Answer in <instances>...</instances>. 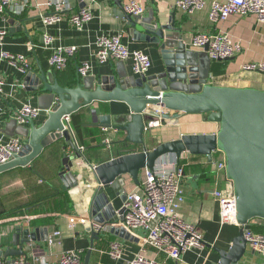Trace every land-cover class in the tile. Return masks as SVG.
Listing matches in <instances>:
<instances>
[{
    "label": "crops",
    "instance_id": "obj_1",
    "mask_svg": "<svg viewBox=\"0 0 264 264\" xmlns=\"http://www.w3.org/2000/svg\"><path fill=\"white\" fill-rule=\"evenodd\" d=\"M129 1L65 0L63 8L58 11L56 3L49 4L48 0H14L19 12L8 10L0 13V29L7 31L0 39V74L4 79L3 95L0 97V143H6L17 136L26 141L20 132L23 127L29 128V121L19 123L15 118V112L23 105L28 104L40 110L34 118L37 125H42L47 119V108L52 104V98L39 89L43 74L49 82L58 80L63 86L75 87L79 66L89 61L92 71L88 76L79 74L81 78L116 74L125 67L130 74L139 75L133 70L131 60L98 61L97 39L100 35L123 33L122 41L131 51H143L151 58L152 65L146 72L148 75L164 70L160 44L147 39L148 36L162 40L171 37L170 41L174 43L182 39L187 48L198 53L207 52L192 47L191 40L195 33L209 32L215 28L210 19L213 0H205V6L192 14L175 7L176 0H142L145 6L142 16L126 12L125 4ZM82 6H89L93 17L78 28L72 24L70 16ZM54 13L61 14L62 19L45 25L43 16ZM173 14L176 30L162 29L160 25L171 24ZM149 25L155 27L156 31L148 30ZM221 27L241 43L242 50L227 60L214 59L208 54L210 70L207 83L264 90L263 72L241 68L246 62H264V24L251 15H232ZM45 33L53 37V45L77 47L75 56L69 59L64 69L59 70L51 65V49L43 41ZM30 42L33 43L32 48ZM3 52L24 55L28 68L22 71L19 66L2 58ZM94 109L100 114L113 116L129 113V107L123 102H95L84 106L69 116L76 140L84 147L81 156H75L70 146L64 149L66 142L61 139L55 141L59 142L57 146L61 151L56 157L52 151L54 147H46L40 158L31 164L17 166L8 170V173L5 171V174H0V258L24 257L37 259V264H55L63 252L81 250L83 264L89 251V264H128L137 253L143 251L159 264H219V250L229 249L232 239L241 229L239 225L221 222L219 202L214 196L215 189L225 188L228 191L229 188L227 176L216 171V162L223 155L214 153L212 160L206 155L189 152L183 153L180 158L170 156L169 159L177 162L184 170L182 184L185 197L180 214L199 229L203 245L183 253L179 260L168 258L144 243L147 229L125 228L130 237L123 238L110 230L111 226L121 227V220L100 223L89 213L99 187L93 165L129 151L142 150L141 146L127 143L124 132L113 127L94 125L91 114ZM218 130L219 123L210 121L207 114H183L176 120H165L160 125L146 129V144L148 149H152L158 143L177 139L182 134L216 133ZM106 138L111 141L109 145L105 142ZM65 154H68L67 157ZM69 161L72 165L66 172V179L70 187L63 188L64 183L58 172L63 171L65 163ZM42 178H50L49 183L58 190V194L27 206L28 198L39 192L37 189L45 183ZM144 179L145 170H142L139 182L131 181L127 192L139 190ZM109 192L112 210L117 214L123 209L125 199L117 196L112 189ZM62 193L67 194V201L61 196ZM250 223L251 229L253 226L264 229L262 219H254ZM23 229L34 234V238L30 237V241L24 244V254L5 256L8 247H20L19 238ZM55 230L61 231V237L59 242L50 244L48 239ZM116 240L123 244V254L119 259L109 254L110 243ZM243 261L245 264H264V255L247 244Z\"/></svg>",
    "mask_w": 264,
    "mask_h": 264
},
{
    "label": "water",
    "instance_id": "obj_2",
    "mask_svg": "<svg viewBox=\"0 0 264 264\" xmlns=\"http://www.w3.org/2000/svg\"><path fill=\"white\" fill-rule=\"evenodd\" d=\"M174 20L175 14L170 25L160 27L176 30ZM12 22L15 24V19ZM147 29L156 31L152 25ZM146 38L160 44L164 61V70L160 73H140L136 76L125 67L116 74L96 77L81 78L77 74L75 87L63 86L58 80L49 82L43 74L39 89L52 98V104L47 108V119L42 125H37L33 118L28 119L29 128L23 127L20 132L26 138L21 152L9 162L0 164V174L17 166L31 164L47 146L61 139L66 142L64 149L70 146L75 156H81L66 117L95 102H123L129 107L128 114L113 116L100 114L94 109L91 113L93 124L124 132L125 141L141 146L142 150L129 151L93 165L99 187L89 210L91 217L100 223L123 220V209L117 214L112 210L109 190L125 199L130 182L138 183L141 171L153 169L161 158L167 155L180 158L183 153L189 152L206 155L212 160L214 152L220 151L226 160V176L232 184L237 202V219L242 226L239 234L232 239L230 248L219 250V264H245L243 256L247 241L244 233L252 231V220H264V90L207 83L210 70L207 52L198 53L187 48L182 39L174 43L170 41L171 37L163 40L159 37ZM183 114H207L210 121L219 123V130L216 133L182 134L177 139L158 143L148 149V122L156 118L162 121L176 120ZM71 165V161L65 163L60 172L63 188L70 187L66 172ZM110 230L123 238L130 237L123 226H111ZM30 237L34 238V234L23 229L19 238L20 247H8L5 256L23 255L24 244L30 241ZM89 260L90 251L84 264H89Z\"/></svg>",
    "mask_w": 264,
    "mask_h": 264
},
{
    "label": "built area",
    "instance_id": "obj_3",
    "mask_svg": "<svg viewBox=\"0 0 264 264\" xmlns=\"http://www.w3.org/2000/svg\"><path fill=\"white\" fill-rule=\"evenodd\" d=\"M65 0H48V3H56L57 10L63 8ZM205 0H176L175 7L192 14L201 10L205 6ZM210 19L215 28L209 32H197L191 40V46L197 49L206 50L210 57L219 60L233 58L242 50V45L236 41L221 25L232 15H251L259 23L264 24V0H213L210 6ZM8 10L19 12L14 0H0V13ZM126 12L134 16H142L145 6L142 0H130L125 4ZM93 17L89 6H82L70 16L73 25L81 28ZM62 19L61 14L54 13L43 16L45 25L54 24ZM6 30L0 29V39ZM123 33L113 35H100L97 39L98 51L97 59L100 63L111 59L131 60L133 70L140 74L146 73L152 65L151 58L143 51H131L122 41ZM43 41L51 49L49 61L56 69H64L71 57L77 52L76 46L53 45V37L45 33ZM30 48L33 43H29ZM2 58L10 63L19 66L22 71L28 68L24 55H16L8 52L2 53ZM246 71H258L264 73V62H246L241 65ZM79 74L88 76L92 71V64L84 61L79 66ZM4 79L0 74V97L3 95ZM163 108V106H161ZM39 109L31 105H23L15 112V118L19 123H26L28 119L35 118L39 114ZM69 121V117H66ZM162 120L156 118L149 121L146 129L160 125ZM106 144H110V139H105ZM24 140L17 136L6 143H0V164L9 162L15 155L21 152ZM80 152L83 146L78 144ZM214 153H220L216 151ZM223 155V154H222ZM167 155L161 158L153 169H145V179L139 190L126 193L123 204V220L120 224L128 230L143 228L148 233L144 239L146 245L154 248L158 253L166 255L168 258L179 260L181 255L188 250L203 245L202 234L196 225L185 220L180 214V207L184 201L183 178L184 170L177 162L170 160ZM226 160L224 155L216 162L218 174L226 175ZM229 181L228 191L224 188H217L214 196L219 202L220 219L222 223H231L242 226L237 219V202L233 193L231 181ZM100 227V226H99ZM98 227V228H99ZM247 244L258 253L264 255V233L245 231ZM61 231L55 230L49 237L50 244L59 242ZM109 254L114 259H119L123 254V244L120 241L110 243ZM83 252L81 250H68L62 253L55 264H83ZM37 259L30 260L24 257L14 259L0 258V264H37ZM128 264H159L153 257H149L143 251L137 253Z\"/></svg>",
    "mask_w": 264,
    "mask_h": 264
},
{
    "label": "trees",
    "instance_id": "obj_4",
    "mask_svg": "<svg viewBox=\"0 0 264 264\" xmlns=\"http://www.w3.org/2000/svg\"><path fill=\"white\" fill-rule=\"evenodd\" d=\"M57 145L59 146V142H57V143L54 142L51 145L47 146V147H54V148H52V151H53V155L55 157L61 153L60 148ZM43 153H44V151H42V153L37 158H35L34 161L39 159ZM61 168H62V165H61L60 169ZM9 171H11V170H9ZM9 171H7L5 173H8ZM5 173H3V174H5ZM59 173H60V171L58 172V174ZM42 180L45 183L42 184V186L37 189V191H39V192H36L32 197L28 198L29 200H28V203H26V204H29V205H27V206H30L34 203L39 202V201L40 202L45 201V199H47L48 197H50L54 194L55 195L58 194V190L51 183H49L50 178H48V179L42 178ZM39 193H41V194L39 195ZM61 196H63L65 198L64 200L67 201V194L66 193L65 194L62 193ZM252 228H253L252 231L255 233H264L263 228H259V227L257 228L255 226H253Z\"/></svg>",
    "mask_w": 264,
    "mask_h": 264
}]
</instances>
